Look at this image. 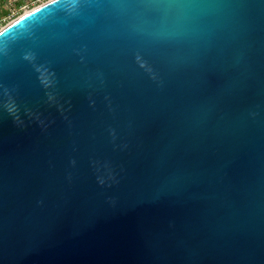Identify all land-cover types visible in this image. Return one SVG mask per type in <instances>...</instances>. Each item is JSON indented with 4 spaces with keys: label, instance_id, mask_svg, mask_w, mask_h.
Wrapping results in <instances>:
<instances>
[{
    "label": "water",
    "instance_id": "95a60500",
    "mask_svg": "<svg viewBox=\"0 0 264 264\" xmlns=\"http://www.w3.org/2000/svg\"><path fill=\"white\" fill-rule=\"evenodd\" d=\"M0 264H264V0L1 27Z\"/></svg>",
    "mask_w": 264,
    "mask_h": 264
},
{
    "label": "rangeland",
    "instance_id": "374dc122",
    "mask_svg": "<svg viewBox=\"0 0 264 264\" xmlns=\"http://www.w3.org/2000/svg\"><path fill=\"white\" fill-rule=\"evenodd\" d=\"M46 0H0V28L24 11Z\"/></svg>",
    "mask_w": 264,
    "mask_h": 264
},
{
    "label": "clouds",
    "instance_id": "9594fccd",
    "mask_svg": "<svg viewBox=\"0 0 264 264\" xmlns=\"http://www.w3.org/2000/svg\"><path fill=\"white\" fill-rule=\"evenodd\" d=\"M102 182V181H101Z\"/></svg>",
    "mask_w": 264,
    "mask_h": 264
}]
</instances>
